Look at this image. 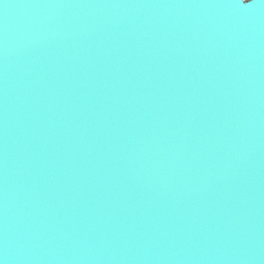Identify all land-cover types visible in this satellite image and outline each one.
<instances>
[{
	"label": "water",
	"instance_id": "1",
	"mask_svg": "<svg viewBox=\"0 0 264 264\" xmlns=\"http://www.w3.org/2000/svg\"><path fill=\"white\" fill-rule=\"evenodd\" d=\"M0 262L264 264V5L0 0Z\"/></svg>",
	"mask_w": 264,
	"mask_h": 264
},
{
	"label": "clouds",
	"instance_id": "2",
	"mask_svg": "<svg viewBox=\"0 0 264 264\" xmlns=\"http://www.w3.org/2000/svg\"><path fill=\"white\" fill-rule=\"evenodd\" d=\"M258 4L264 5V2H260V0H253L252 3L247 4L245 9H254ZM2 264V262H0Z\"/></svg>",
	"mask_w": 264,
	"mask_h": 264
},
{
	"label": "snow or ice",
	"instance_id": "3",
	"mask_svg": "<svg viewBox=\"0 0 264 264\" xmlns=\"http://www.w3.org/2000/svg\"><path fill=\"white\" fill-rule=\"evenodd\" d=\"M253 0H248V2H245V0H236V3L242 8H245L247 4L252 3ZM260 2H264V0H260Z\"/></svg>",
	"mask_w": 264,
	"mask_h": 264
}]
</instances>
